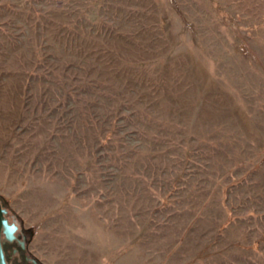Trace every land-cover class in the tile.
Here are the masks:
<instances>
[{
	"label": "rangeland",
	"instance_id": "1",
	"mask_svg": "<svg viewBox=\"0 0 264 264\" xmlns=\"http://www.w3.org/2000/svg\"><path fill=\"white\" fill-rule=\"evenodd\" d=\"M0 196L49 264H264V0H0Z\"/></svg>",
	"mask_w": 264,
	"mask_h": 264
},
{
	"label": "flooded vegetation",
	"instance_id": "2",
	"mask_svg": "<svg viewBox=\"0 0 264 264\" xmlns=\"http://www.w3.org/2000/svg\"><path fill=\"white\" fill-rule=\"evenodd\" d=\"M0 207L5 220L0 226V244L5 264H49L31 247V231L1 196Z\"/></svg>",
	"mask_w": 264,
	"mask_h": 264
},
{
	"label": "water",
	"instance_id": "3",
	"mask_svg": "<svg viewBox=\"0 0 264 264\" xmlns=\"http://www.w3.org/2000/svg\"><path fill=\"white\" fill-rule=\"evenodd\" d=\"M1 212H2V209L0 207V226H1V224L5 223V220L1 216ZM0 264H5L4 255H3L1 244H0Z\"/></svg>",
	"mask_w": 264,
	"mask_h": 264
},
{
	"label": "trees",
	"instance_id": "4",
	"mask_svg": "<svg viewBox=\"0 0 264 264\" xmlns=\"http://www.w3.org/2000/svg\"><path fill=\"white\" fill-rule=\"evenodd\" d=\"M4 200V199H3ZM5 201V200H4ZM6 202V201H5Z\"/></svg>",
	"mask_w": 264,
	"mask_h": 264
}]
</instances>
